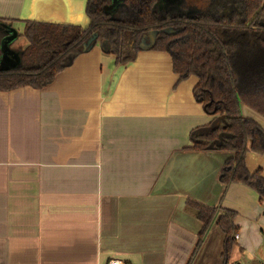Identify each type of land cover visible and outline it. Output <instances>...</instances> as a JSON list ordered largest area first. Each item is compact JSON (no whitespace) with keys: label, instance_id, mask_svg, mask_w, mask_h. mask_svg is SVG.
Here are the masks:
<instances>
[{"label":"crops","instance_id":"0c3cea01","mask_svg":"<svg viewBox=\"0 0 264 264\" xmlns=\"http://www.w3.org/2000/svg\"><path fill=\"white\" fill-rule=\"evenodd\" d=\"M85 3L0 0V18L17 35L28 20L85 28ZM26 45L20 36L9 49ZM196 83L179 80L166 52L117 64L96 44L46 87L0 91V264H223L214 223L192 257L202 223L187 201L235 212L228 262L263 264L244 254L264 244V200L218 181L233 154L185 150L213 118ZM239 111L264 132V115ZM244 161L264 178V151Z\"/></svg>","mask_w":264,"mask_h":264},{"label":"trees","instance_id":"16d2710c","mask_svg":"<svg viewBox=\"0 0 264 264\" xmlns=\"http://www.w3.org/2000/svg\"><path fill=\"white\" fill-rule=\"evenodd\" d=\"M181 12L161 10V0H123L106 11L112 0H86L88 25L24 21L19 63L0 70V91L21 87L41 89L77 56L99 44L117 64L132 61L142 51L141 42H154L148 50L166 52L179 80L194 76L193 96L213 118L189 133L190 151L229 152L218 181L226 188L242 184L264 200V178L245 166L248 152L262 154L264 132L241 116L239 104L264 115V0H179ZM0 18V41L4 26ZM221 210V211H220ZM187 201L185 211L202 223L195 249L214 223L223 235L222 263L227 264L235 245L236 213ZM220 211V212H219ZM191 257V258H192ZM190 258V260H191ZM189 262V261H188Z\"/></svg>","mask_w":264,"mask_h":264},{"label":"water","instance_id":"95a60500","mask_svg":"<svg viewBox=\"0 0 264 264\" xmlns=\"http://www.w3.org/2000/svg\"><path fill=\"white\" fill-rule=\"evenodd\" d=\"M123 0H112V3L109 7H106L105 10H111L113 7L118 6L120 2ZM6 29V36H4L0 41V70H7L8 68H14L19 63V55L18 53H14L9 49L10 43L17 39V32L11 26H4ZM154 42V35L149 34L148 42H141L140 46L142 51L148 50ZM72 63L71 59H69V65Z\"/></svg>","mask_w":264,"mask_h":264},{"label":"rangeland","instance_id":"374dc122","mask_svg":"<svg viewBox=\"0 0 264 264\" xmlns=\"http://www.w3.org/2000/svg\"><path fill=\"white\" fill-rule=\"evenodd\" d=\"M182 3H183L182 1L180 2L179 0H176V2L170 4L171 5L170 6V9L171 10H170V9H168V7H169L168 0H161V5L159 6V9H161V10H170L171 12H176V13L177 12H181V10H182V7H181L182 6ZM214 231H216L218 233V237H219V239L221 241V238H222L221 232H219L218 230H214ZM212 242L213 243H212V245H209V248H212L214 244L216 245V240L214 241L213 235H212ZM253 249H254V243L251 241V249H247V251H245V254H244L245 257L246 258H249L250 255H252V257L254 258V260L255 259H260V261H263L264 262V244H263V246L258 251H256L257 252V256L254 254ZM230 262H233V261H230ZM240 262H241V264H248V263H243V261H240ZM229 264H231V263H229Z\"/></svg>","mask_w":264,"mask_h":264},{"label":"built area","instance_id":"2783aa9c","mask_svg":"<svg viewBox=\"0 0 264 264\" xmlns=\"http://www.w3.org/2000/svg\"><path fill=\"white\" fill-rule=\"evenodd\" d=\"M234 239H238V235L237 234H234ZM107 264H122L119 260H116V259H111L107 262ZM264 264V263H263Z\"/></svg>","mask_w":264,"mask_h":264}]
</instances>
